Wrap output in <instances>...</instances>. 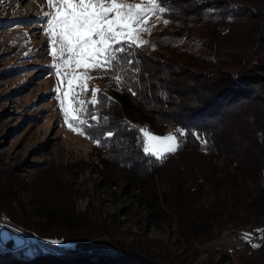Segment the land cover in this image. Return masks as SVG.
Returning a JSON list of instances; mask_svg holds the SVG:
<instances>
[{
    "label": "trees",
    "instance_id": "16d2710c",
    "mask_svg": "<svg viewBox=\"0 0 264 264\" xmlns=\"http://www.w3.org/2000/svg\"><path fill=\"white\" fill-rule=\"evenodd\" d=\"M155 1L167 23L145 48L125 44L106 67L86 133L99 141L103 168L145 189L140 200L156 219L170 212L186 240L234 235L239 245L219 264H264V59L250 74L219 69L223 55L237 64L254 41L264 44V0ZM168 127L178 149L160 159L145 153L141 129L162 136ZM36 208L46 226H77L66 208ZM48 254L10 253L2 264H131L83 250L68 261Z\"/></svg>",
    "mask_w": 264,
    "mask_h": 264
},
{
    "label": "rangeland",
    "instance_id": "374dc122",
    "mask_svg": "<svg viewBox=\"0 0 264 264\" xmlns=\"http://www.w3.org/2000/svg\"><path fill=\"white\" fill-rule=\"evenodd\" d=\"M106 3L110 5V0ZM118 3L139 5L143 10L145 22L134 26L133 36L137 37L135 45L145 48L153 30L165 25L160 7L155 0ZM54 11L48 0H0V227L5 225L27 239L26 245L15 251L0 243V264L10 253L31 260L43 252L68 261L82 250L92 257L115 255V259L131 264H217L221 254L240 240L234 241L235 236L229 233L215 242L184 239L170 212L156 219L143 204V187L103 168L96 156L97 139L86 131L99 93L108 85L107 68L75 67L73 71V66L64 64L71 57L66 52L61 57L58 44L53 57L45 14ZM256 41L237 64L223 55L228 59L224 58L219 69L247 74L257 69L254 65L264 59V44ZM53 64L60 65L59 76L50 67ZM73 75L85 79L73 80ZM57 86L59 93H55ZM61 102L70 117L78 119H65ZM80 120L87 123L81 125ZM171 130L168 127L162 136L150 134L173 136ZM39 203L66 208L78 221L76 228L44 225L36 218ZM25 221L43 234L23 225ZM237 262L232 258L225 264ZM259 262L261 258L239 264Z\"/></svg>",
    "mask_w": 264,
    "mask_h": 264
},
{
    "label": "snow or ice",
    "instance_id": "6c2138e0",
    "mask_svg": "<svg viewBox=\"0 0 264 264\" xmlns=\"http://www.w3.org/2000/svg\"><path fill=\"white\" fill-rule=\"evenodd\" d=\"M50 6L55 7L54 14H45V23L47 31L51 37L53 45L51 54L57 56L59 45V54L62 57L66 52L71 59L65 60L64 64L75 67H84L85 69L104 70L110 66V62L115 60L118 52L124 51L125 44H133L137 37L133 36L136 30L134 26L144 23L142 12L139 5H124L118 3V0H110V5L106 0H48ZM164 11L163 8L160 9ZM50 17V18H49ZM167 23V21H165ZM122 37L126 40L122 41ZM103 57V59H100ZM56 70V75H60L59 64L50 66ZM85 77L73 75V80L83 81ZM73 80L69 81V92H71ZM83 87V84H81ZM59 86L55 93H59ZM96 101H92L95 103ZM61 108L64 111L65 119L76 120L78 117L69 115V109L64 107L61 102ZM81 125L87 121L80 120ZM69 127L73 130V125ZM146 138L147 146L144 152L162 158L164 153H172L179 147L177 136L158 137L141 129ZM109 136L112 134L109 133ZM99 143V141H97ZM53 244H59L60 241H52Z\"/></svg>",
    "mask_w": 264,
    "mask_h": 264
},
{
    "label": "water",
    "instance_id": "95a60500",
    "mask_svg": "<svg viewBox=\"0 0 264 264\" xmlns=\"http://www.w3.org/2000/svg\"><path fill=\"white\" fill-rule=\"evenodd\" d=\"M0 243L9 250H18L27 243L25 236L7 228L0 227Z\"/></svg>",
    "mask_w": 264,
    "mask_h": 264
},
{
    "label": "bare ground",
    "instance_id": "6f19581e",
    "mask_svg": "<svg viewBox=\"0 0 264 264\" xmlns=\"http://www.w3.org/2000/svg\"><path fill=\"white\" fill-rule=\"evenodd\" d=\"M4 227H7V226H5V225H3ZM7 228H9V227H7ZM9 229H11V228H9ZM11 230H13V229H11ZM13 231H15V230H13ZM15 232H17V231H15ZM17 233H19V232H17ZM19 234H21V233H19ZM21 235H23V234H21ZM24 236V235H23ZM7 249V248H6ZM7 250H9V249H7ZM9 251H14V250H9Z\"/></svg>",
    "mask_w": 264,
    "mask_h": 264
},
{
    "label": "built area",
    "instance_id": "2783aa9c",
    "mask_svg": "<svg viewBox=\"0 0 264 264\" xmlns=\"http://www.w3.org/2000/svg\"><path fill=\"white\" fill-rule=\"evenodd\" d=\"M180 143H181V139H179V141H178V144H180ZM235 235L238 236V238H239V233H236Z\"/></svg>",
    "mask_w": 264,
    "mask_h": 264
}]
</instances>
